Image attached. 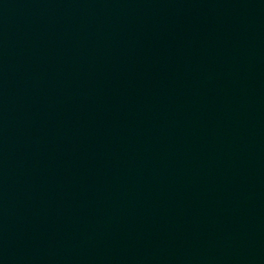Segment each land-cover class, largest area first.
Segmentation results:
<instances>
[{
  "label": "water",
  "instance_id": "water-1",
  "mask_svg": "<svg viewBox=\"0 0 264 264\" xmlns=\"http://www.w3.org/2000/svg\"><path fill=\"white\" fill-rule=\"evenodd\" d=\"M118 264H264V202L202 224Z\"/></svg>",
  "mask_w": 264,
  "mask_h": 264
}]
</instances>
